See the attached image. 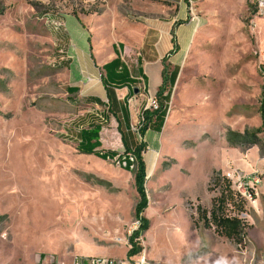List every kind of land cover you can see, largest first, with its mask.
I'll use <instances>...</instances> for the list:
<instances>
[{"label": "rangeland", "instance_id": "obj_1", "mask_svg": "<svg viewBox=\"0 0 264 264\" xmlns=\"http://www.w3.org/2000/svg\"><path fill=\"white\" fill-rule=\"evenodd\" d=\"M143 3L149 2L0 0V264H76L77 257L112 249L122 250L116 259L123 264H204L221 255L230 264H264V0L194 3L201 36L182 64L160 148H147V128L133 132L148 202L140 253L126 256L138 226L134 170L125 171L116 158L82 155L70 136L81 124L73 116L84 107L70 104L52 28L60 24L52 21L62 19L65 28L64 16L87 15L95 34L108 20L127 27L155 18L157 7ZM229 131L236 132L232 141ZM214 166L249 205L251 227L239 247L193 224L195 206L211 205ZM253 175L258 183L248 195L239 185Z\"/></svg>", "mask_w": 264, "mask_h": 264}, {"label": "crops", "instance_id": "obj_2", "mask_svg": "<svg viewBox=\"0 0 264 264\" xmlns=\"http://www.w3.org/2000/svg\"><path fill=\"white\" fill-rule=\"evenodd\" d=\"M193 1L195 4L199 2V0ZM147 2L149 3H143L141 7H157L155 18L149 21L141 20L127 27L124 21L121 26L113 27L108 20V25L95 27V34L91 30L92 22L91 24H89L90 20L87 21L89 23L84 22L89 19L87 15L84 18L79 17L78 14L64 16L65 28L60 19L52 21V23L60 24L57 28L52 25V28L56 33L57 63L65 71L70 104L73 107H84L73 116L72 122L81 123L80 127L70 131L72 132L70 136L82 155L105 160L99 157L97 152L115 151L120 154L118 148L123 147L126 151L134 148L137 142L131 130V124L135 121L139 122L143 109H147L146 94L156 96L162 85V71L166 68L168 74L172 72V79L168 80L166 86L167 89H172L168 103L170 106L182 64L196 40L201 36L199 27L188 18L185 1L147 0ZM103 15L105 13H100L98 16ZM119 27L120 31H118ZM107 32H109L108 39ZM135 89H138L137 93ZM108 91L111 93L109 96ZM85 107L95 111L103 108V111L95 114L86 110ZM148 112L152 116L147 122L145 133L150 141L147 148L155 152L160 148L157 138L167 125L169 109L160 129L155 127L156 112L150 110ZM107 121L109 125L106 127L104 123ZM229 133L236 132L227 133V140L232 141ZM255 140L252 138L253 145L256 144ZM96 141L97 147L88 153ZM219 169L214 166L212 174L214 171H220ZM261 193L264 194V191ZM179 231L181 232L176 229L175 233ZM191 234L192 232L187 235ZM187 240L183 246L185 252L188 248ZM120 251L122 252V250L112 249L106 254L90 252L87 256L108 254L107 258H117L121 255L118 254ZM126 252L127 257L134 256L128 255L129 250ZM204 264L230 263L227 262L226 256L221 255Z\"/></svg>", "mask_w": 264, "mask_h": 264}, {"label": "trees", "instance_id": "obj_3", "mask_svg": "<svg viewBox=\"0 0 264 264\" xmlns=\"http://www.w3.org/2000/svg\"><path fill=\"white\" fill-rule=\"evenodd\" d=\"M171 79L172 72L168 74L166 68H164L162 71V85H160L155 96L159 101L158 109L155 110V123H157L155 127H158V129H160L163 125L169 109L168 103L172 89H167L166 86L168 80ZM109 95H111V93L108 91V96ZM142 113L144 118L141 120L142 123L141 121L138 123L142 128L141 131L143 133V130L147 128V122L150 120L152 115L148 113L147 109H143ZM261 117L262 121H264V106H262ZM229 135L231 138L232 133ZM96 147L97 141L88 153L92 152ZM127 151H132L136 156V169H134V173L136 187L139 193V200L135 206V218L138 222V227L134 229L127 238L130 245L128 253L130 256L136 255L142 250L138 239L147 228L148 222L143 216V209L148 202L145 197L144 190V180L146 174L143 159L140 155L142 152L141 147L137 144L134 148L128 149ZM127 151L120 154L115 151H99L97 153L99 157L105 160L114 158L122 159L123 157L126 158ZM124 169L130 170L129 167ZM207 187V191L211 194V205L208 208L203 207L201 204H197L195 206V215H192L194 226L212 229L217 236L226 238L237 247L244 245L246 243L248 229L251 227L250 222L246 219L249 206L247 199L235 189L231 179L220 171L213 172ZM251 192L254 197L253 190H251Z\"/></svg>", "mask_w": 264, "mask_h": 264}, {"label": "built area", "instance_id": "obj_4", "mask_svg": "<svg viewBox=\"0 0 264 264\" xmlns=\"http://www.w3.org/2000/svg\"><path fill=\"white\" fill-rule=\"evenodd\" d=\"M186 1L189 5V9L191 10L190 12V20L194 21L196 23V21L199 19L197 18L195 15H193V9L195 7V4L193 0H183ZM61 22L64 24L63 20L60 19ZM264 72V71H262ZM148 100V107L147 110L150 111H155L156 109H158L159 106V101L156 99V97L154 95H150V94H146V101ZM139 125V124H138ZM140 129V125L139 128L135 129L134 127L131 128L132 132H139ZM130 155H134L132 151H127L126 153V158L123 157L122 159H117V163L120 167L123 168H128L129 169H134L135 167H131V162H130ZM258 183V179L255 175L247 177L244 181V183H240V187L244 188L245 190L248 191V195H249V190L251 184H257ZM138 227V226H137ZM136 227V228H137ZM135 228V229H136ZM131 234V233H130ZM111 262H117L116 258H107V257H77V263L76 264H109ZM126 264H144L143 260L140 262H135V263H126Z\"/></svg>", "mask_w": 264, "mask_h": 264}, {"label": "bare ground", "instance_id": "obj_5", "mask_svg": "<svg viewBox=\"0 0 264 264\" xmlns=\"http://www.w3.org/2000/svg\"><path fill=\"white\" fill-rule=\"evenodd\" d=\"M130 162H131V167H135V157H134V155H130ZM131 170H134V169H131ZM109 264H123V263H119L117 261V262H111Z\"/></svg>", "mask_w": 264, "mask_h": 264}, {"label": "water", "instance_id": "obj_6", "mask_svg": "<svg viewBox=\"0 0 264 264\" xmlns=\"http://www.w3.org/2000/svg\"><path fill=\"white\" fill-rule=\"evenodd\" d=\"M134 91L137 93L138 92V89H135Z\"/></svg>", "mask_w": 264, "mask_h": 264}]
</instances>
